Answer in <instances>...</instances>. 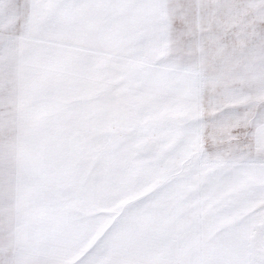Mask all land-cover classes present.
I'll use <instances>...</instances> for the list:
<instances>
[{
  "label": "snow or ice",
  "instance_id": "1",
  "mask_svg": "<svg viewBox=\"0 0 264 264\" xmlns=\"http://www.w3.org/2000/svg\"><path fill=\"white\" fill-rule=\"evenodd\" d=\"M0 264H264V0H0Z\"/></svg>",
  "mask_w": 264,
  "mask_h": 264
}]
</instances>
